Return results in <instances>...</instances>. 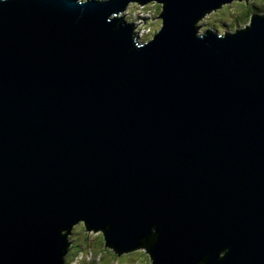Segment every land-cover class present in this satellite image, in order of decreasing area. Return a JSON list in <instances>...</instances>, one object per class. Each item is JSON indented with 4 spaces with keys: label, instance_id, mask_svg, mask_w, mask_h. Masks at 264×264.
<instances>
[{
    "label": "water",
    "instance_id": "obj_1",
    "mask_svg": "<svg viewBox=\"0 0 264 264\" xmlns=\"http://www.w3.org/2000/svg\"><path fill=\"white\" fill-rule=\"evenodd\" d=\"M215 3L130 53L120 0L0 5V264H57L78 215L118 251L156 224V264H264V20L194 39Z\"/></svg>",
    "mask_w": 264,
    "mask_h": 264
},
{
    "label": "clouds",
    "instance_id": "obj_2",
    "mask_svg": "<svg viewBox=\"0 0 264 264\" xmlns=\"http://www.w3.org/2000/svg\"><path fill=\"white\" fill-rule=\"evenodd\" d=\"M6 0H0V5ZM117 10L110 11L104 17V23L112 24L111 30L118 31L121 26H129L130 47L141 49L149 46L165 27L164 13L167 0H120ZM83 6L89 0H74ZM99 5L108 4L109 0H94ZM253 18L264 20V0H216L215 6L202 8L191 21L194 39L203 40L212 36L217 40L246 33L253 27ZM111 225L103 227L89 223L84 215H78L64 226L58 227L56 234L62 239L58 249L57 264H156V256L150 251L157 242L159 232L156 224L149 227L147 234L139 237L135 246L117 250L106 242V232ZM229 247L217 251V261L222 260ZM205 254L196 264H206Z\"/></svg>",
    "mask_w": 264,
    "mask_h": 264
}]
</instances>
